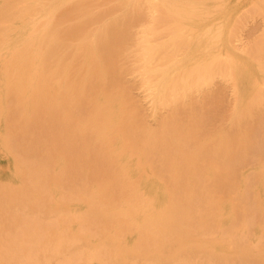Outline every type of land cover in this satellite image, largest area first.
<instances>
[{"label": "bare ground", "instance_id": "bare-ground-1", "mask_svg": "<svg viewBox=\"0 0 264 264\" xmlns=\"http://www.w3.org/2000/svg\"><path fill=\"white\" fill-rule=\"evenodd\" d=\"M138 1L145 2L137 8ZM255 1L117 0L120 6L104 7L106 0H0V155L8 161L0 207L4 199L16 205L13 215L9 203L0 209V225H10L0 237V264H127L135 258L158 264L176 257L188 264L198 250H206L204 260L264 262V248L253 251L251 243L234 239L240 215L232 201L205 209L213 190L201 186L214 183L223 192L235 184L241 134L231 130L232 120L228 135L226 122L264 99V34L250 37L243 13L263 11L264 0ZM122 48L133 53L131 71L118 60ZM132 74L137 100L127 79ZM217 80L230 89L220 99L206 91ZM196 106L206 117L209 106L221 112L213 113L220 118L213 135L214 118L201 122L211 135L200 142L192 132L197 119L192 133L184 120L185 113L195 117ZM253 123L258 134L253 125L260 121ZM188 146L193 153L184 152ZM155 155L163 158L156 163ZM215 156L232 159L218 163ZM216 217L235 235L201 238L215 234Z\"/></svg>", "mask_w": 264, "mask_h": 264}, {"label": "rangeland", "instance_id": "rangeland-1", "mask_svg": "<svg viewBox=\"0 0 264 264\" xmlns=\"http://www.w3.org/2000/svg\"><path fill=\"white\" fill-rule=\"evenodd\" d=\"M107 1V5L106 4H104V7H108L109 5H111V6H120V4H118V2H117V0H114V2H113V0H106ZM112 2L111 4H109L110 2ZM126 1V0H125ZM128 1V0H127ZM259 0H256L255 2H258ZM144 2L145 1H138L137 3L138 4H136V6H137V8H139V6H140V4H144ZM114 3V4H113ZM116 4H118V5H116ZM123 5H124V3H123ZM125 6H128V4L125 2ZM253 6V5H252ZM253 8H251V7H248V8H246L245 10H243V13L245 14H248V23H247V27H246V30H248L247 32H249V33H251L250 34V37L251 36H253L252 38H255V37H257V36H260L261 34L263 35L264 33V9H263V11L261 10V11H252L251 13H250V11L252 10ZM257 12V13H256ZM253 14V16H250V15H252ZM124 22H126V24H125V27L127 26V24H128V21H126V20H124ZM122 28H124V26L122 27ZM120 30V29H119ZM124 30H125V28H124ZM133 30V29H132ZM137 29H135L134 31H133V33H135V31H136ZM117 31H118V29H117ZM131 31V30H130ZM263 31V32H262ZM132 32V31H131ZM131 32L130 33H128L129 35L131 34ZM249 33H247V35L249 34ZM253 33H255V34H253ZM97 35V34H96ZM262 38H263V36H261ZM102 37H100V39H101ZM126 43H125V45H124V47H126V46H128V40L127 41H125ZM120 50H124L123 52V54L122 53H120L121 54V58L119 59L118 58V60L120 61V60H122L121 62H122V67H123V65L124 66H126V67H123V68H128L129 70H130V68H133V64H132V59H133V53H131V51L129 50V52H127V48H122V49H119V51H117V52H120ZM122 52V51H121ZM263 53V52H262ZM118 54V53H117ZM119 54V55H120ZM126 55L125 56V58H123L124 56L123 55ZM131 55V56H130ZM258 56H261V53L260 54H257ZM264 53L262 54V59H264ZM128 57V58H127ZM126 58H127V60L128 61H130V63L129 62H126ZM131 60H130V59ZM258 59V58H257ZM125 60V61H124ZM258 60H260V59H258ZM125 62V63H124ZM263 62V64H264V60L262 61ZM128 65H130V64H132V65H130V66H128L127 67V64ZM135 66H137V65H135ZM135 68V67H134ZM135 70V69H134ZM131 71V70H130ZM133 75V74H132ZM128 76L127 77V79H128V81H129V85H137L138 83V80H136L135 79V75H133V76ZM131 79V80H130ZM133 79L135 80V83L136 84H133L134 83V81H133ZM220 80H217V82L216 83H214V85L212 86L211 85V87H209V88H207L206 89V91L209 93V91H210V93L209 94H211V93H215V95L217 96V98L218 99H220V98H223L222 96H224L225 94H228V92H230V89H226V85L225 84H223V81H220ZM131 82H132V84H131ZM218 83V84H217ZM134 86H131L130 87V89H131V92H132V89H133V87ZM137 87H138V85H137ZM215 87V88H214ZM135 88H136V86L134 87V89H133V98L135 99V100H137V99H139V97H138V95H140V90H136L135 91ZM214 88V89H213ZM212 90V91H211ZM213 90H215V91H213ZM219 91L220 90V93L219 92H217V91ZM219 93V94H218ZM134 94H135V96H134ZM222 95V96H221ZM255 101L256 100H259V101H254V102H251L252 103V105L250 104V106H249V108H247L245 111H243L241 114L242 115H245L244 117H242V115H240L239 113H237V114H235V117H230L231 118V120H230V118H229V120L226 122V126L227 125H231V124H228V122L230 123V122H232V120L233 121H235V123L233 124L234 125V127H233V125H231V127L233 128H231V130H233V131H235V128H237V130L235 131L236 132V136L238 135L239 136V133L238 132H240V134H241V136L238 138V139H240V141H237V140H234L232 137L230 138L229 136H227L228 138H229V141L231 142V144H233L234 146L235 145H237V143H235L236 141L239 143L237 146H236V148H235V150L237 151V154H236V156H238V157H240L239 159H235L234 158V160H233V163H235L234 165L236 166V168H237V172L238 173H236V174H238L237 176H240L241 177V179H240V177H237V180H236V182H235V184H233L232 186H230L229 188H227L228 189V191L229 190H231V191H227V189L226 190H223V192H225V193H223V192H221V191H219L220 189H222L221 187L220 188H218V185L217 186H214L215 188H217V190L215 189V188H213V185H215L214 183L212 184V183H203L201 186L202 187H207V190H209L208 189V187L210 188V186L212 185V187H211V190H213L212 192L213 193H211L210 194V196H211V198H208V197H210V196H207V197H204V199H207L208 200V203L207 204H209V205H207L204 201H203V204L205 203L207 206H205V204H204V208L206 207H211L210 206V204L211 205H213V206H215V205H219V203L222 205V203L223 202H225V201H232V203L235 205V207L233 208V209H236L238 212H240L239 214H238V212L236 213V218H237V216L238 215H240V217L239 218H237V220H238V224H239V226H238V229H237V231L239 232V235L238 236H236L234 239L235 240H237V238L240 240V238L241 239H243V240H247L246 242L244 241H242L243 243H244V245H248L249 246V243H251L252 244V246H249V248L251 249V250H253V249H255V248H253V246L254 247H256L257 245H259V248H264V234L263 233H258L257 232V228L258 227H261L259 224H264L263 222H264V220H263V222L261 223V219L259 218V216H262L261 214H263L264 215V211H263V209L261 208V210H262V213H261V211L259 210V207H260V205H261V202L262 201H264V192H263V190H264V160H262V159H264V149H260L259 148V145L258 144H264V112H261V111H264L263 109H264V103H262V101H264V99H254ZM218 101H216V105H215V107L214 108H216V109H218L217 108V105H218V103H217ZM258 102V104H256L255 105V103H257ZM259 102H260V104H262V105H260L259 104ZM142 104V103H141ZM255 105V106H254ZM198 107H199V105H198ZM197 106H196V109H195V111L196 110H198L200 113H202L203 112V114L202 115H204L205 114V112H204V110L201 108L200 110H199V108H198ZM251 107H256V108H251ZM198 108V109H197ZM214 108L212 107H207V109L208 110H210V111H212V114L214 113H216V116H217V114H218V117H219V114L221 113H217V111L215 110L214 111ZM206 110V109H205ZM198 111H196L197 112V114H195V117H192L193 115H194V113H191L190 115H191V117H192V119L190 118V115H188V114H186L185 113V116H184V120L185 119H187L186 118V116L188 117V119L186 120L187 121V124H188V126L189 127H187V130H188V132H191L192 131V126H193V123L195 124V126L196 127H194L193 128V130H195L196 131V129H197V132H199L198 131V129H202L203 131H204V127H205V125L203 124L202 125V123L201 122H210V120L211 119H213L214 118V120H213V124H214V126L213 125H211V128L209 129V132H210V130L211 129H213L212 130V132H211V134L213 133H215L216 131H214V129H216V128H218V126H216V125H219V121L218 122H216L217 120H219L220 118H218V117H214V114L212 115L211 114V117H210V115H207V117L205 118L204 116H201V114L198 112ZM209 111V112H210ZM195 112V113H196ZM248 112V113H247ZM253 112V113H252ZM200 115H199V114ZM255 113V114H254ZM207 114H210V113H207ZM252 114V115H251ZM257 114V115H256ZM196 115H198V117H200V118H197L196 117ZM221 115V114H220ZM250 115V116H249ZM256 115V116H255ZM238 116V119L236 118ZM246 116H247V118H246ZM248 116L251 118V121H250V118H249V120H246V119H248ZM251 116H255L254 118H252ZM259 116V117H258ZM261 116H263L262 118H261ZM201 117H202V120H201ZM208 117H210V120H207L206 121V119L208 118ZM242 117V119H240V118ZM218 118V119H217ZM236 118V119H235ZM246 118V119H245ZM256 118V119H255ZM259 118H261V119H259ZM193 119L194 120H196L195 122H193ZM200 119V120H199ZM203 119L205 120V121H203ZM209 119V118H208ZM243 119H244V121H243ZM254 119V120H253ZM257 119H259L258 121H257ZM190 120H192V121H190ZM216 120V121H215ZM242 120V121H241ZM256 120V121H255ZM199 121H200V124H201V126H200V124H199ZM248 121V125H246L247 123L246 122ZM259 121H260V123H259ZM189 122V123H188ZM191 122V123H190ZM193 122V123H192ZM198 122V123H197ZM237 122H238V124H237ZM240 122V123H239ZM243 122H245V123H243ZM254 122V123H253ZM258 122L259 124H261L263 127V129L261 128V125L258 127L257 125H256V123ZM26 123H27V120H24L23 121V128L25 129L26 128ZM233 123V122H232ZM251 123H253V124H255L256 126H254L253 125V127H256V128H258V134H257V130L254 128H252L251 126H250V124ZM257 123V124H258ZM206 124V123H205ZM241 124H244V125H241ZM190 125H191V127H190ZM207 125V124H206ZM237 125V126H236ZM246 125V126H245ZM201 128H200V127ZM213 126V127H212ZM242 126L244 127V128H247V129H244V128H242ZM248 126H250V127H248ZM199 127V128H198ZM215 127V128H214ZM240 127H241V129H240ZM230 128L228 129V126H227V129H228V135H230V134H232L233 132H231V131H229L230 130ZM249 128V129H248ZM239 129V130H238ZM251 129H252V132H251ZM262 129V130H261ZM191 130V131H190ZM208 130V128H206L205 127V131H207ZM195 131H192L197 137H198V139H199V142L200 141H203V139H205L207 136H209V135H211L209 132L207 133V132H205L204 131V133H206V134H204L203 132H199V133H203L202 135H206V136H202V135H200L199 133H197V132H195ZM248 131V132H247ZM254 131H255V133H254ZM191 132V133H192ZM242 132L243 133H245V135L244 134H242ZM197 133V134H196ZM238 133V134H237ZM249 133V134H248ZM251 133H253V134H251ZM260 133H263V134H260ZM188 134H190V133H188ZM188 134L187 135H184V137H187L188 136ZM212 134V135H213ZM251 134V135H250ZM234 135H235V133H234ZM253 135V136H252ZM254 135H256V136H254ZM261 135V136H260ZM202 136V137H201ZM231 136V135H230ZM233 136V135H232ZM27 137L28 138H26L27 140L26 141H29L30 139H31V137H30V134L29 135H27ZM234 137V136H233ZM251 137H254L253 138V140H252V138ZM257 137H260V139L259 138H257ZM263 137V141L261 140V138ZM203 138V139H202ZM237 138V137H236ZM241 138H243L242 140H241ZM257 138V139H256ZM257 140H260L259 142L257 141ZM242 141H244V142H242ZM250 141L252 142V145H248V142H249V144H250ZM240 142H242V143H240ZM247 142V143H246ZM263 142V143H262ZM191 143V142H190ZM246 143V144H245ZM253 143H255V144H257L258 145V147H252V146H255V144L253 145ZM201 144V143H200ZM243 144V145H242ZM240 145H242V147H239ZM247 147V150H248V148L251 146V148H252V150H253V148H255L253 151H251V152H257V151H259V152H257V154H255V152H254V154L252 153H250V151L249 150H251V148L248 150L249 152H246V150L244 149V153H243V149L242 148H246L245 146ZM256 145V146H257ZM190 146H188V148H189ZM260 147H264V146H261L260 145ZM242 151H240L239 149ZM257 149H260V150H257ZM185 151L184 152H189V153H191V151H192V153H193V148L192 147H190V149H188V150H186V149H184ZM261 150H263V151H261ZM263 152V153H261V152ZM203 153V152H202ZM205 154L206 153H209V152H204ZM203 153V157H205V156H207V155H209V154H207V155H205ZM258 153H260L259 155H258ZM246 154H249L248 156H249V158H248V156L246 155ZM251 154V155H250ZM182 155V154H178L177 155V161H178V159L180 158V156ZM205 155V156H204ZM245 155V156H244ZM255 155V157H253V156ZM258 155V156H257ZM261 155V156H260ZM159 155H155L154 157L155 158H153V160H154V162H158V160H161L162 158H163V156L161 157V156H159ZM172 156L173 157H176V155H174V154H172ZM172 156H169V158H172L173 159V157ZM242 156V157H241ZM252 156V157H251ZM217 157H219V159L217 158ZM215 156L214 157V160L215 161H217L218 163L220 162V161H222V159H223V157H225V156ZM222 159H221V158ZM230 158V159H229ZM229 158H227V159H225V160H231L232 158H231V156L229 157ZM209 159V161H211V159H210V157L209 158H207L206 159V161ZM224 159H223V161H225ZM239 160V161H238ZM202 161V160H201ZM238 161V162H237ZM241 161V162H240ZM179 162V161H178ZM208 162V161H207ZM207 162H205V163H207ZM236 162L237 163H241V164H243L244 166H242V169H244V171L243 170H241V165H239V164H236ZM243 162V163H242ZM257 164V165H256ZM238 165L240 166V167H238ZM7 167H8V161H7V158L5 157V156H3V155H0V184L1 183H6V182H8L7 180H6V178L4 177V174H5V172H6V170H7ZM231 167V166H230ZM229 167V168H230ZM239 168H240V170H241V173H240V171H238L239 170ZM231 169V168H230ZM251 171H253V172H251ZM249 172V173H248ZM262 172V173H261ZM193 173H194V170H193ZM258 173V174H257ZM262 174V175H261ZM258 175L259 176H261V177H258ZM248 176V177H247ZM249 176H253L254 178V180H255V182H251L250 183V180L252 181V178H250ZM258 177V178H257ZM198 178H199V176H198ZM239 178V179H238ZM247 178V179H246ZM250 178V179H249ZM200 179V178H199ZM258 179H260L259 181H258ZM249 182L251 185H249V183H248V185H247V187L246 188H244L245 187V185L247 184H245V182ZM238 183H239V185H238ZM252 183H255V184H257V185H253ZM173 184V183H172ZM192 184V183H191ZM189 184L190 186H194V184ZM262 184V185H261ZM9 185L10 186H14L12 183H9ZM8 185V186H9ZM248 186H250V187H248ZM263 186V187H262ZM255 187V188H254ZM249 188V189H248ZM1 189V188H0ZM245 189V190H244ZM248 189V190H247ZM252 189V190H251ZM244 190V191H243ZM249 190H251V191H249ZM1 191L2 192H0V196H1V194H3L4 193V191L1 189ZM246 191H248V192H246ZM211 192V191H210ZM229 193L230 194V192H231V194L233 195V196H236L234 199L232 198L233 196L232 195H229V194H227V193ZM237 192L239 193V194H237ZM222 193V197H225V198H222L221 197V194ZM194 194H197L196 192H194ZM214 194H216V195H214ZM235 194V195H234ZM243 194H245L244 196H243ZM214 195V196H213ZM225 195V196H224ZM227 195H228V197H227ZM249 196L250 197V199H248L249 197H247L246 198V196ZM215 196H217L216 198H215ZM232 196V197H231ZM240 196H243V197H245V198H239ZM1 198H2V196H1ZM215 198V199H214ZM220 198H222V199H220ZM259 198V199H258ZM203 199V200H204ZM210 199V200H209ZM212 199H214V200H212ZM231 199H233V200H231ZM241 199V200H240ZM11 200H15L14 198H11ZM212 200V201H211ZM234 200H235V202H234ZM243 200H245V202L242 204V202H243ZM206 201V200H205ZM211 201V202H210ZM236 201H239L240 202V204H242V205H240L239 204V206L238 205H236V204H238ZM242 201V202H241ZM207 202V201H206ZM217 202V203H216ZM246 202H247V204L249 205V203L253 206V202H254V205L255 206H253L252 207V210H251V208L250 209H248L249 207H251L250 205L248 206L247 204H246ZM1 203V202H0ZM10 204L9 206H10V208L9 207H7L8 208V210H10V212H11V210H12V212L10 213V214H12L13 215V213H15V211H16V205H15V203L13 202V203H11L10 202V199H4L3 200V208L2 207H0V209H6V206H7V204ZM256 203V204H255ZM0 206H2V205H0ZM247 208V210H245L246 208ZM205 208V209H206ZM258 208V209H257ZM208 209V208H207ZM254 209V210H253ZM243 210V211H242ZM251 211V212H253V213H251V212H249V213H251L250 215H248V212L247 211ZM212 211H214V209L212 210ZM242 211V212H241ZM259 211H260V213H259ZM4 212V211H3ZM215 212V211H214ZM258 212L259 214H257L256 215V213ZM255 213V214H254ZM247 215V216H246ZM256 215V216H255ZM246 216V217H245ZM255 216V217H254ZM257 217V218H256ZM250 218H252V219H250ZM259 218V219H258ZM262 219H264V216H262L261 217ZM213 220V219H212ZM211 220V221H212ZM218 219H217V217H216V223L214 222L213 223V225H211L212 226V228H214L213 230H214V232H215V234L214 233H211L212 234V236H210L209 234H204L205 235V237H204V235H203V237H201V238H206V239H210V238H213V239H216L218 236H220V235H222V237L223 238H225L226 236H232V235H235L234 233H232V232H227L226 230H228V228L229 227H223L222 225H221V222H219V221H217ZM247 220V221H246ZM250 221V222H249ZM248 222L251 224L252 222H255L256 224L255 225H249L248 224ZM253 224V223H252ZM244 225V226H243ZM10 227V225H8V223L6 222L5 224H3V225H0V237L2 236V238H4V235H6L7 233H5L6 232V230H5V228H9ZM219 228L221 229V231L219 230ZM243 228V233L241 234V231H239L240 229H242ZM249 228V229H248ZM248 230H249V233H248ZM220 231V232H219ZM223 232H225V233H223ZM230 233V234H229ZM248 233V234H247ZM242 235H247V238L245 239V238H242L243 236ZM234 237V236H233ZM249 237V238H248ZM14 239V240H13ZM13 239H11L12 241H10L9 240V242H8V244H6L5 245V247H8L9 245H11L12 246V244L13 243H15L16 242V238H13ZM211 240V239H210ZM247 243V244H246ZM262 245V246H261ZM1 247H2V245H1ZM196 248H192L191 250H192V253H196L197 252V250H195ZM201 249H204V248H201ZM166 250H168V249H166ZM204 251V252H203ZM201 250V251H199L198 250V252H197V254H202V256H201V254L200 255H197V254H192V256L193 257H191V258H194L195 256H197V259H191V258H189L188 256H184L183 258H189L188 259V264H190V263H194V264H209L210 262H211V264H222V261H224L225 262V264H238V263H240V261H238L239 259H237V260H235V261H230V260H232V259H234V258H232V259H224V258H219V259H212L213 261L214 260H218V261H212L211 259H208V257H207V260H204L205 258L204 257H206V255H207V252H206V250ZM253 251H255V250H253ZM167 252H169V251H167ZM200 252V253H199ZM205 253V254H203V253ZM205 255V256H204ZM199 257V258H198ZM215 257V256H214ZM177 258V257H176ZM176 258H171V259H167V260H165L164 262H162V263H158V264H166L165 262H167L168 264L170 263H172ZM210 258V257H209ZM138 258H135V259H132V260H130L131 262L133 261V263H130V264H138L139 263V261H141L140 259H138ZM180 260H178V258L172 263V264H176V263H178V264H186L187 263V261H186V259H185V261L184 260H182L181 258H179ZM190 259H191V261H190ZM210 260V261H209ZM226 260L227 261H229V262H226ZM130 261H128V262H126L127 264L130 262ZM136 261H138V262H136ZM170 261V262H169ZM184 261V262H183ZM195 261V262H194ZM201 261H203V262H201ZM236 261H238V262H236ZM219 262V263H218ZM262 262V261H261ZM261 262L259 261V262H254V263H256V264H261ZM253 263V264H254ZM125 264V263H124ZM147 264H157V262H152V261H148L147 262ZM224 264V263H223ZM262 264H264V262H262Z\"/></svg>", "mask_w": 264, "mask_h": 264}]
</instances>
